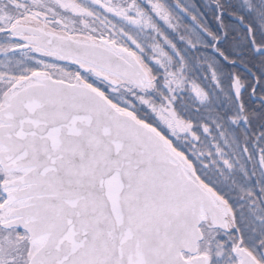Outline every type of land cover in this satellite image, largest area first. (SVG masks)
<instances>
[{
	"label": "snow or ice",
	"instance_id": "1",
	"mask_svg": "<svg viewBox=\"0 0 264 264\" xmlns=\"http://www.w3.org/2000/svg\"><path fill=\"white\" fill-rule=\"evenodd\" d=\"M0 264H264V0H0Z\"/></svg>",
	"mask_w": 264,
	"mask_h": 264
}]
</instances>
